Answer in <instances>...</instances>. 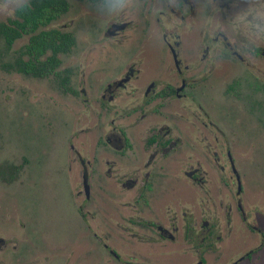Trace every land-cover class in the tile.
Returning a JSON list of instances; mask_svg holds the SVG:
<instances>
[{
    "label": "flooded vegetation",
    "instance_id": "1",
    "mask_svg": "<svg viewBox=\"0 0 264 264\" xmlns=\"http://www.w3.org/2000/svg\"><path fill=\"white\" fill-rule=\"evenodd\" d=\"M74 1L90 5L89 12L108 7L96 24L97 40L80 47L74 33L55 29L72 38L68 49L55 53L56 64L46 73L22 71L39 78L52 74L59 84L51 87L79 104L65 107L47 85L43 89L52 105L60 103L56 107L73 116L71 133L58 142L64 155L45 163L49 174H63L64 168L78 215L58 248L76 244L83 250V260L73 264H261L252 255L264 245L263 195L256 201L245 193L250 163L209 117L197 88L213 75L222 85L231 78L234 87L226 97L264 105V10L259 19L254 8L245 7V19L229 29L214 19L224 21L235 1ZM67 10L66 2L45 27ZM136 32L144 55L112 62L97 83L75 71L77 56L68 73L58 70L61 54L89 52L111 41L121 46ZM151 38L161 45L157 71L144 75ZM6 235H0V255L7 248L15 253L16 243L8 241L23 237ZM38 252L34 260L46 263L44 251Z\"/></svg>",
    "mask_w": 264,
    "mask_h": 264
},
{
    "label": "rangeland",
    "instance_id": "2",
    "mask_svg": "<svg viewBox=\"0 0 264 264\" xmlns=\"http://www.w3.org/2000/svg\"><path fill=\"white\" fill-rule=\"evenodd\" d=\"M25 1L0 0V22L13 18L14 9ZM65 1L68 10L43 28L74 33L80 47L88 39L97 40L101 28L96 30V24L100 22L101 25L109 12L108 7L92 8L89 12L90 5L78 4L74 0ZM229 1L236 3L225 13L227 17L224 21L220 22L219 15H216L215 23L226 24L230 29L231 24L243 17L245 7L254 8V14L259 19L263 17L260 10H264V0ZM198 3L202 4L200 0ZM86 11L89 14H84L88 13ZM131 15L138 23L142 22L137 18L138 12L133 11ZM245 29L247 28L244 27L246 32ZM138 36V33L132 34L126 44L121 46L111 41V44H105L104 48L95 47L89 52L76 49V53L71 50L61 54L58 70L71 68L70 64L77 56L74 61L75 71L79 72L81 78L85 75V79L97 83L99 78L111 72L112 62L122 59L125 61L132 57L140 58L144 55L143 50H140L139 40L137 41ZM27 39L28 35H22L10 46H6L0 38V235L6 238L7 232L14 231L20 232L23 236L16 241H8L16 243L15 253H9L7 248V251L0 255V264H41L40 260H34L35 256H39L40 249L44 251L46 263L43 264H73L77 260H83V250L76 244L66 246L62 250L58 248L65 246L63 244L67 242L72 226H75L73 224L78 218L68 175L64 168L63 174H49L45 165L49 157H55L59 152H63L64 155L63 145L58 142L62 140L61 137L71 133L70 124L73 116L70 111L64 110V107L57 108L56 105L60 103L53 101L52 105V100H47L43 89L47 85L46 89L57 94L58 100L65 107L77 109L79 104L71 95L64 93L61 95L57 88L51 87L59 84L58 79L52 74L39 78L24 74L20 70L17 58ZM147 46L150 61L149 63L144 61L142 64L141 70L144 75L157 71L154 59L161 47L155 38H151ZM217 80L213 75L207 81H200L197 88V93L199 89L201 92L199 102L209 117L218 122L225 133L234 139L235 152L239 151L240 158L248 159L250 166L247 164V167L252 172L243 181L245 193H249L256 201L262 200L264 105L257 107L260 105L247 103L246 99L252 100L251 98L239 97L234 100L230 96L226 97L225 93H229L234 87L232 79L227 78L223 85ZM81 120L82 118H79V121ZM257 249L256 247L255 250ZM252 259L254 263L256 259L257 263L264 264V245L259 251H255Z\"/></svg>",
    "mask_w": 264,
    "mask_h": 264
},
{
    "label": "trees",
    "instance_id": "3",
    "mask_svg": "<svg viewBox=\"0 0 264 264\" xmlns=\"http://www.w3.org/2000/svg\"><path fill=\"white\" fill-rule=\"evenodd\" d=\"M65 8V0H26L14 9V18L0 22V38L6 46L15 38L28 35L17 58L21 71L46 73L56 64L55 53L68 49L72 42L68 34L43 28ZM46 51L50 52L49 56L41 59Z\"/></svg>",
    "mask_w": 264,
    "mask_h": 264
}]
</instances>
